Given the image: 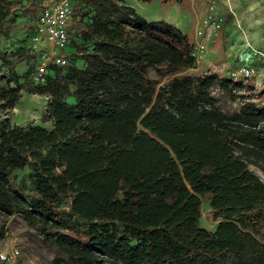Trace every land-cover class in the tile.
Instances as JSON below:
<instances>
[{
    "label": "trees",
    "instance_id": "obj_1",
    "mask_svg": "<svg viewBox=\"0 0 264 264\" xmlns=\"http://www.w3.org/2000/svg\"><path fill=\"white\" fill-rule=\"evenodd\" d=\"M10 10L0 0V27ZM91 24L99 39L86 63L51 65L31 90L51 95L52 127L0 120V213L22 214L55 243L52 264H264V182L248 167L264 162V105L242 93L224 111L213 88L234 97L250 87L216 73L156 87L149 66L194 65L193 43L164 19L111 3ZM10 80L2 109L21 88L17 74ZM24 168L32 194L13 181ZM206 194L213 231L198 225Z\"/></svg>",
    "mask_w": 264,
    "mask_h": 264
},
{
    "label": "rangeland",
    "instance_id": "obj_2",
    "mask_svg": "<svg viewBox=\"0 0 264 264\" xmlns=\"http://www.w3.org/2000/svg\"><path fill=\"white\" fill-rule=\"evenodd\" d=\"M9 1L11 2L10 13L3 20L0 27V50L7 54L6 63L0 65V88L15 87V83L10 80V77L14 74L18 75L21 88L17 93L18 97L13 107L6 109L0 107V120L7 119L11 124L18 125L41 124L51 128V119L45 117L51 95L47 92L36 93L31 91L36 85L32 79V74L41 59L37 53L27 48L26 38L33 29L41 9L52 5L58 0ZM68 1L71 6V17L66 27L68 42L60 50V53L66 58V64L63 66L52 65L61 73L69 65L81 67L86 63L87 56L91 53L93 41L99 39V35L96 34L91 24L93 15L105 16L109 12L111 3L125 4L133 7L148 20L173 19L182 26L189 41L193 43V49H196L199 43L204 45V52H202L200 61L187 69L170 72L163 64L149 66L147 75L150 79L156 81V87L167 84L176 75L216 73L219 76L239 80L250 87L249 90L237 91L234 97L219 91L217 87L213 88V94L218 97L221 109L226 112L237 109L241 101L244 100V98L238 96L242 93H248L250 99H253L259 105H264L263 54L260 51L252 50V47L247 44V53L249 54V51L256 52L255 55L260 57V61L255 56L250 57L249 55L246 56L247 59L244 57L246 64H243L244 61L239 57L231 62L226 59V56L236 57L239 55L237 53L238 47L232 45L234 43L231 38L234 36L235 31L241 28L238 15L235 12L238 0ZM208 14L212 15L214 21L220 18L218 27L211 21L208 23L203 22ZM170 23L174 24L173 22ZM198 30H201V33H198ZM225 40L227 42L230 40L231 45L225 44ZM242 65H252L256 73L249 76H243L239 72L236 76L230 75L232 70L237 71ZM50 68L51 65L48 67L47 73ZM61 96L68 103L75 102V98L68 91L63 92ZM248 167L264 182V162H249ZM28 171V168L14 170L13 181L20 185L23 193L32 194L34 188L28 177ZM62 208L66 210L70 208L69 197L66 198ZM199 211L198 225L213 231L217 220L212 217L209 194L200 196ZM11 247H16L19 250V264H52L55 257L61 256L56 244L45 239L37 228L28 225L22 214L14 212L6 217L0 213V248L10 249ZM103 264L111 263L104 260Z\"/></svg>",
    "mask_w": 264,
    "mask_h": 264
},
{
    "label": "built area",
    "instance_id": "obj_3",
    "mask_svg": "<svg viewBox=\"0 0 264 264\" xmlns=\"http://www.w3.org/2000/svg\"><path fill=\"white\" fill-rule=\"evenodd\" d=\"M71 17V6L68 0H58L52 5L41 9L33 29L26 38L27 48L37 53L40 56V63L35 72L32 74V79L36 84H43L47 69L50 65L63 66L66 64V58L60 53V50L68 42L67 23ZM219 19L214 21L212 15L208 14L203 19L204 23L213 22L215 26H219ZM216 22V23H215ZM201 33V30H198ZM204 45L199 43L196 49H193L191 54L194 58V64L198 63L202 58ZM243 76H249L256 73L255 68L249 65H242L237 71H231L230 75L236 76L237 73ZM19 250L16 247L10 249L0 248V263L1 264H19Z\"/></svg>",
    "mask_w": 264,
    "mask_h": 264
},
{
    "label": "crops",
    "instance_id": "obj_4",
    "mask_svg": "<svg viewBox=\"0 0 264 264\" xmlns=\"http://www.w3.org/2000/svg\"><path fill=\"white\" fill-rule=\"evenodd\" d=\"M235 12L238 15L241 28L237 29L233 34L234 36L231 38L234 43L232 45L238 47L237 53L239 55L236 57L226 56L227 61L231 62L239 57L244 61L243 64H246L247 55L250 57L255 56V58L260 61V57L255 54L257 51H260L264 56V0H238L235 6ZM166 20L173 22L178 28L185 32L182 26L173 19ZM227 38L229 39V37ZM230 40H228V42L225 40V44L231 45L229 42ZM247 44L252 47V50H256V52L249 51L250 53L248 54ZM242 54H244V56H242Z\"/></svg>",
    "mask_w": 264,
    "mask_h": 264
}]
</instances>
